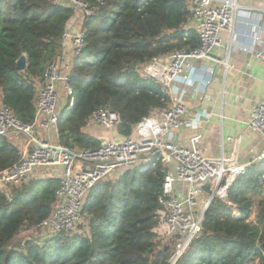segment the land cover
<instances>
[{"label": "trees", "instance_id": "1", "mask_svg": "<svg viewBox=\"0 0 264 264\" xmlns=\"http://www.w3.org/2000/svg\"><path fill=\"white\" fill-rule=\"evenodd\" d=\"M94 4L95 0H86ZM192 0H104L85 21V46L74 63L70 82L74 108L64 111L60 144L97 148L101 140L86 131L101 107L121 116L124 136L155 108L170 102L139 67L156 56L200 45L188 29ZM73 11L52 0H0V101L23 122L35 117L36 83L46 67L60 58L61 42ZM26 55L28 67L18 68ZM20 162L17 148L0 137V172ZM166 166L153 153L119 178L97 185L86 198L84 233H61L40 243L13 241L35 228L56 204L57 178L32 180L0 191V264H168L170 242L153 231ZM264 161L253 164L231 185L227 200L214 199L204 232L177 264H264ZM18 246V247H17Z\"/></svg>", "mask_w": 264, "mask_h": 264}, {"label": "built area", "instance_id": "2", "mask_svg": "<svg viewBox=\"0 0 264 264\" xmlns=\"http://www.w3.org/2000/svg\"><path fill=\"white\" fill-rule=\"evenodd\" d=\"M52 2L72 9L73 15L63 34L60 58L46 67L42 80L36 83L33 121L23 122L0 101V137L8 139L20 156L18 164L0 172V191L11 199L14 186L41 178H57L55 207L35 229L45 239L64 232L84 233L88 224L83 209L89 193L97 185L119 178L125 170L158 153L166 172L153 231L163 243H171L168 264H177L193 241L203 234L205 215L212 201L227 200L235 180L245 175L253 164L264 161V98L252 106L247 123L248 129L261 136L259 154L248 160L239 159L236 136L223 141L232 145L231 153L222 151L218 156H206L200 148H191L177 140L180 129L199 128L210 114L200 110L193 118H187L188 106L174 91L176 81L181 78L194 88L197 81L189 70L204 58L229 66L213 54L221 44V34L234 33L238 12L245 6L241 0H192L187 28L197 32L200 45L192 50L179 49L156 56L139 67L144 77L153 79L169 94L168 105L153 109L134 126L131 135L122 138L109 135L99 147L81 149L60 144L59 124L62 113L75 106V89L70 78L75 60L85 46L84 23L97 13L104 0H95L94 4L86 0ZM254 53L264 61L263 49L257 48ZM187 69L188 73L183 74ZM215 71L211 69V75ZM120 123L121 116L116 110L101 107L89 118L86 128L101 125L112 133ZM260 182L264 184V173ZM253 264H258V259Z\"/></svg>", "mask_w": 264, "mask_h": 264}, {"label": "crops", "instance_id": "3", "mask_svg": "<svg viewBox=\"0 0 264 264\" xmlns=\"http://www.w3.org/2000/svg\"><path fill=\"white\" fill-rule=\"evenodd\" d=\"M241 3L245 7L238 12L234 33L224 31L213 54L229 66L217 64L212 58L198 60L189 70L196 86L191 88L179 78L174 91L188 106L187 118H193L200 110L210 114L199 128L180 129L178 141L200 148L206 156H218L222 151L231 153L232 145L223 141L236 136L239 159L245 161L261 150V136L248 129L247 123L252 106L264 98V61L254 53L257 48L264 50V0H241ZM67 43L71 50L70 40ZM211 69L216 70L214 75ZM187 73L188 69L183 72ZM86 131L101 141L109 135L124 137L118 129L110 133L101 125H93Z\"/></svg>", "mask_w": 264, "mask_h": 264}, {"label": "rangeland", "instance_id": "4", "mask_svg": "<svg viewBox=\"0 0 264 264\" xmlns=\"http://www.w3.org/2000/svg\"><path fill=\"white\" fill-rule=\"evenodd\" d=\"M106 133L109 134L108 132H106ZM85 221H86V218H85ZM29 239L37 240L40 243H44L45 240H47V239L39 236V234L37 233V230L35 228H31V229L24 230L23 232H21V234L18 235L16 237V239L13 241V244L14 245H19L20 243L23 244V242H25L26 240H29Z\"/></svg>", "mask_w": 264, "mask_h": 264}, {"label": "water", "instance_id": "5", "mask_svg": "<svg viewBox=\"0 0 264 264\" xmlns=\"http://www.w3.org/2000/svg\"><path fill=\"white\" fill-rule=\"evenodd\" d=\"M17 63L20 70H25L28 67V57L26 55L22 56Z\"/></svg>", "mask_w": 264, "mask_h": 264}]
</instances>
